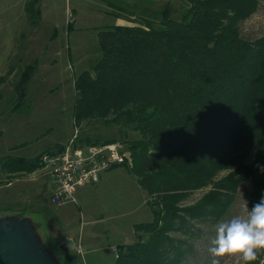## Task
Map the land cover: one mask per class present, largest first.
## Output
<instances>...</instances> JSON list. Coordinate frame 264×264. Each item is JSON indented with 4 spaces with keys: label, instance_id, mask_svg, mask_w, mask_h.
Instances as JSON below:
<instances>
[{
    "label": "trees",
    "instance_id": "1",
    "mask_svg": "<svg viewBox=\"0 0 264 264\" xmlns=\"http://www.w3.org/2000/svg\"><path fill=\"white\" fill-rule=\"evenodd\" d=\"M38 2L27 5L33 17L41 14ZM185 2L180 18L168 2L159 18L100 30L101 55L75 79L77 122L102 119L119 137L80 134L74 145L125 144L130 157L124 164L147 191L154 215L136 225L137 241L121 247L116 264H185L193 237L203 234L208 238L200 251L207 255L241 185L252 181L251 205L264 195V163L256 164L264 162V34L250 41L241 32L261 0ZM35 67L22 73L16 107ZM56 146L34 158L1 156L0 166L7 174L31 173L44 153L66 147ZM204 257L194 264H205ZM71 260L84 264L78 255Z\"/></svg>",
    "mask_w": 264,
    "mask_h": 264
},
{
    "label": "rangeland",
    "instance_id": "2",
    "mask_svg": "<svg viewBox=\"0 0 264 264\" xmlns=\"http://www.w3.org/2000/svg\"><path fill=\"white\" fill-rule=\"evenodd\" d=\"M29 1L0 0V157L34 158L47 148L56 149L57 143L77 140L80 134L119 137L118 128H110L102 119L84 117L77 122L75 79L101 55L100 30L114 24L137 25L142 17L159 18L168 2L172 16L180 18L186 9L185 0H39L36 6L41 14L34 17L27 10ZM118 5L133 15L123 13ZM241 32L250 41L264 34V0L242 23ZM31 63L36 67L27 96L16 107L18 82ZM43 156L42 166L31 173L5 175L0 166V220L29 222V234L52 264H73L72 254L81 257L84 264H116L121 247L137 241L136 225L154 217L147 191L130 172L129 164L104 173L102 182L85 194L88 205L76 196L77 204L56 210L47 201L52 186ZM252 158L247 156L244 161L249 163ZM263 163L258 158L256 164L260 167ZM208 189L196 191L188 202ZM251 191V180L241 185L229 219L240 212L245 201L251 208ZM9 206L13 210H7ZM19 212L25 215L19 217ZM197 236L185 264H194L202 256L205 264H211L210 254L200 251L208 237ZM261 261L264 256L260 255L253 264ZM220 264L243 262L226 256Z\"/></svg>",
    "mask_w": 264,
    "mask_h": 264
},
{
    "label": "built area",
    "instance_id": "3",
    "mask_svg": "<svg viewBox=\"0 0 264 264\" xmlns=\"http://www.w3.org/2000/svg\"><path fill=\"white\" fill-rule=\"evenodd\" d=\"M127 154L120 142L75 146L73 139L63 152L44 154V167L51 179L52 203L56 206L76 203L79 186L98 182L102 172L124 164Z\"/></svg>",
    "mask_w": 264,
    "mask_h": 264
},
{
    "label": "clouds",
    "instance_id": "4",
    "mask_svg": "<svg viewBox=\"0 0 264 264\" xmlns=\"http://www.w3.org/2000/svg\"><path fill=\"white\" fill-rule=\"evenodd\" d=\"M208 253L211 264H220L226 256L253 264L264 253V195L251 208L245 201L238 214L216 225Z\"/></svg>",
    "mask_w": 264,
    "mask_h": 264
},
{
    "label": "water",
    "instance_id": "5",
    "mask_svg": "<svg viewBox=\"0 0 264 264\" xmlns=\"http://www.w3.org/2000/svg\"><path fill=\"white\" fill-rule=\"evenodd\" d=\"M130 157V152L127 154ZM31 225L13 218L0 220V264H52L46 252L41 251L33 236ZM61 247L68 250L65 244Z\"/></svg>",
    "mask_w": 264,
    "mask_h": 264
},
{
    "label": "crops",
    "instance_id": "6",
    "mask_svg": "<svg viewBox=\"0 0 264 264\" xmlns=\"http://www.w3.org/2000/svg\"><path fill=\"white\" fill-rule=\"evenodd\" d=\"M26 1L27 0H22V2L25 4L26 3ZM21 2V3H22ZM119 25H121V24H119ZM70 142V141H69ZM68 142V143H69ZM68 143H66L65 145H67ZM58 144V143H57ZM48 147H50V146H48ZM66 148V147H65ZM64 151V150H63ZM63 151H61V152H63ZM57 153H60V152H57ZM121 165H123V164H118V165H116L115 167H113V168H111V169H108V170H106V171H104L102 174H101V176H100V179H99V181L98 182H96V183H90V184H86V185H83V186H79L78 188H77V191H76V196L78 197V199H79V202L81 201V200H83L84 201V203L85 204H87L86 203V198H85V194L88 192V191H93V188L94 187H97V185L99 184V183H101L102 181H100L101 180V178H102V175L104 174V173H107V172H112V171H114V170H116L118 167H120ZM3 168V167H2ZM5 171V170H4ZM4 174L5 175H7V173L6 172H4ZM10 174V173H9ZM10 175H12V174H10ZM42 175H45V174H42ZM46 187H47V185H46ZM86 187H89V188H86ZM52 187L50 188V189H48V190H50V192H51V194H52ZM82 197V198H81ZM148 200H149V196H148ZM47 201H48V204H49V206H50V204L52 205V206H54L55 208H57L56 210H58V209H60L61 207H63V206H68V205H72V204H74L73 202H71V203H67V204H65V205H63V206H56L55 204H53L52 203V201H51V196H50V198H48L47 199ZM78 203V201L75 203V204H77ZM38 204H40V202L38 203ZM88 205V204H87ZM39 207V206H38ZM40 208V207H39ZM41 209V208H40ZM40 209H38V210H40ZM79 251V250H78Z\"/></svg>",
    "mask_w": 264,
    "mask_h": 264
}]
</instances>
